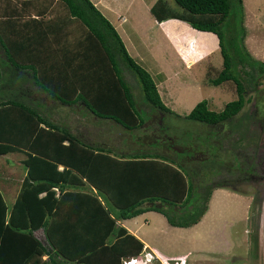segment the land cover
Returning <instances> with one entry per match:
<instances>
[{
  "label": "trees",
  "instance_id": "obj_1",
  "mask_svg": "<svg viewBox=\"0 0 264 264\" xmlns=\"http://www.w3.org/2000/svg\"><path fill=\"white\" fill-rule=\"evenodd\" d=\"M17 1L22 3L21 9L28 5L36 8L34 15L28 12L24 20L17 19L9 23L10 30L0 32L4 49L0 81L6 65L10 66V76L32 70L29 74L34 83L57 102L77 104L97 117L113 119L124 129L133 131L144 126L160 133L158 125L154 129L150 125L155 116L151 114L157 112L143 113L145 109L139 106L124 75L126 69L138 81L147 108L207 124L230 122V132H237L236 142L247 134L256 137L255 152L259 132L250 127L256 120L253 113L246 115V124L233 122L232 117L246 99L242 72L251 83L256 79V70L264 72V62L245 50L244 27L239 30L238 26L237 31L228 27V37L226 27L222 29L232 3L241 9L242 0H174L176 6L167 0L152 3L150 12L159 21L176 17L194 28L213 31L223 65L209 81L219 84L231 79L236 84L237 97L225 102L221 109H211L203 98L184 115L165 105L150 72L129 54L114 25L92 0H47L39 4L35 0ZM16 11L12 9L10 14ZM10 17L0 22V30L15 19ZM226 41L231 50H227ZM230 51H238V55ZM14 105L18 109H12ZM21 110L35 124L30 133L36 131L41 141L32 140L33 145L28 146L34 153L26 152L25 175L13 203L8 205L0 191V264H121L122 257L138 254L144 243L120 220L156 210L171 225H194L207 210L215 188L236 189L220 180L205 184L203 178L195 177L193 166L178 157L182 147L188 148L186 142L171 143L174 155L170 156L153 149L154 145L163 146L157 140L161 136L155 133L145 141L157 143L146 147L144 140L136 139L139 149L113 152L112 146L85 142L68 125L53 121L13 95L0 99V153L21 149L17 139L8 142L4 136L7 131L15 135L19 132L15 121L20 120ZM194 149L201 150L197 145ZM235 155L234 152V158ZM190 160L195 161V155ZM39 227L43 228L45 243L34 235Z\"/></svg>",
  "mask_w": 264,
  "mask_h": 264
},
{
  "label": "rangeland",
  "instance_id": "obj_2",
  "mask_svg": "<svg viewBox=\"0 0 264 264\" xmlns=\"http://www.w3.org/2000/svg\"><path fill=\"white\" fill-rule=\"evenodd\" d=\"M39 1L47 2V0ZM35 2H38V0H35ZM170 2L172 6H176L174 0H170ZM238 7V4L232 3L230 14L225 20L226 23L224 22L222 25V29L226 27V33H228L226 36L228 37L229 28H235L237 31L238 26L239 30L244 27L242 38L246 47L245 50L249 51L254 58L264 62V0H242L241 9ZM53 8L57 12L56 5H53ZM144 13V10L135 12L133 18ZM147 14L150 16L149 11H147ZM137 18L140 20L139 17ZM197 32L201 36L200 39H204V44L212 41L211 36L206 35L208 33ZM70 39H72L71 35H69ZM132 46L129 44L137 62L145 67L155 82L158 83L160 80L159 69L155 67L154 58L148 51H144L143 48H138L135 51L134 47L133 49L131 48ZM226 47L227 50L230 49L228 41H226ZM67 48L70 47L67 46ZM153 50H155L153 52L157 51L155 47ZM169 50L172 51L171 49ZM165 53L167 51L164 52V55ZM230 53L234 56L238 55V51H230ZM159 54L160 51L158 50V54H156L158 59L160 58ZM3 56H0L2 60ZM161 61L162 63H168L167 67L164 66V68L167 73H172L168 76V85L159 82L157 88L163 102L175 113L186 114L203 98L208 100V105L211 109L219 110L225 102L237 97L234 80L229 79L219 84H212L209 81L210 78L217 75L223 65L222 54L219 49L211 51L210 54L203 58V61L186 68L182 60L176 55L169 58L166 57ZM239 65L237 64V69H239ZM246 68L248 69V66ZM6 70H4V78L0 82V98H7L9 95L7 91H3L4 84H6L5 81L8 80L7 84L12 88L11 94L17 98V93L20 90L14 86L19 87L17 78L21 77L22 74L17 71V73H13L10 76L8 74L9 71ZM30 71L32 72V70ZM194 74H197V78L194 77ZM124 75L131 85L139 106L145 109L143 113L148 114L147 111L149 110H153V113H155L154 111L157 112V114H151L155 116H153V120L150 122L152 124L150 125L151 128L158 125L161 134L156 132L158 129L150 131V128L147 129L144 126L133 131L124 129L122 125L113 119L97 117L88 109H81L75 103L76 106L61 102L58 108H54V110L58 109L56 114L59 122L68 125L69 129L82 140L110 147L114 145L112 146L113 152L118 153L129 152L133 148L140 147L136 143V139L138 141L144 140L146 147L151 145V143H157V141H145L148 139L147 136L150 138V135L155 133L161 136L158 138L162 139L157 138V140L163 144L162 147L164 149L157 147L154 150L162 153H169L168 148L173 142L176 144L181 141L182 145L186 142L185 145L188 148L182 147L179 150L178 157L188 161L186 165L193 166L195 177L199 180L203 178L205 184L220 180L236 186L235 190L225 187L215 188L211 193L208 208L201 221H199L200 223L197 222L196 224H199H194L195 226H186L183 231L176 229L179 226L175 228L171 226L170 228L172 229L169 230L167 241L160 239L155 243L158 249L155 251L156 254H161L159 255L160 257L166 254L173 259L174 263L179 264H264V72L256 70V79L253 82L251 81V83L244 78L242 72V81L247 86L244 92L246 99L239 112L232 117L233 122L239 120V122L246 124V115L253 113L256 120L250 127L259 132L258 146L255 152L253 147L256 137L254 139L252 135L247 134L245 139L236 142L237 132L235 130L230 132L229 128L232 125L230 122L207 124L199 120L178 117L173 115V113H160L155 107L150 109L148 106L147 108L145 106L147 103H145L141 87L135 76L126 69ZM27 77L31 82L35 81L30 75ZM21 86L26 88L24 85ZM27 88L29 89V86ZM31 89L34 94L49 97L46 91L38 87V85L32 86ZM52 99L57 102V99ZM53 113L55 112L53 111ZM163 114L164 118L160 119ZM215 131L219 134L215 135ZM165 134L166 138L163 139ZM196 145L201 150L195 151ZM234 152L236 154L235 158ZM194 155L196 160L191 161L190 159ZM237 166H241L243 169L239 170ZM3 174L4 172H0V175ZM194 180L196 181L195 178ZM138 216L136 218L140 221L142 216ZM134 218H128L124 222L132 224L134 220H137ZM175 232H177L178 238ZM154 238L156 237L152 238V242L155 241ZM150 248H142L136 255L144 259L150 252L152 256L149 255L151 257L149 264H155L159 257H156ZM186 249L188 251L185 253L177 252L185 251ZM171 252H175V254L172 253L170 255L169 253ZM188 252L189 257L187 259L185 254H188ZM136 255L122 257L121 264ZM62 264L69 263L62 262ZM128 264L140 263L131 261Z\"/></svg>",
  "mask_w": 264,
  "mask_h": 264
},
{
  "label": "crops",
  "instance_id": "obj_3",
  "mask_svg": "<svg viewBox=\"0 0 264 264\" xmlns=\"http://www.w3.org/2000/svg\"><path fill=\"white\" fill-rule=\"evenodd\" d=\"M92 1L114 25L115 29L117 30L121 39L123 40L129 54L134 59L135 56L131 52L129 44L133 45L131 48L133 49L134 47L135 51L138 50V48L140 49L143 48L144 51H148L151 54V56L154 58L156 69H159V76H160L159 82H163V84L168 85L167 83L168 82L167 80L169 79L168 76L172 73V72L167 73L166 69L164 68V66L167 67L168 63H162L161 61L166 57L169 58L174 55L178 56L179 59H181L182 62L185 64L184 67L186 68L192 64H197L200 61H203V58L208 54H210L211 51H215L216 49H219L220 51L218 37L213 31L200 30L194 28L185 20L176 17H169L167 19H163L160 21L157 20L150 12V7L155 0H92ZM167 1L172 6L170 0ZM35 3L39 4L43 2H40L38 0V2ZM21 7H22V3L17 0L16 1L0 0V22L9 19L8 16H11L10 17L11 19L15 18L12 19V21L9 22L7 21V23L0 30V32H3V29L10 30L12 26H10L9 23H14L15 20L17 21V19H19L20 21L24 20V18L28 15L27 14L28 12L34 15L36 5H28L25 10L21 9ZM12 9H17L15 14H10ZM141 10L142 11L144 10L145 13L140 14L137 17H139L140 20L142 21H140L136 16L133 18L135 12H139ZM146 10L149 11L150 16H148ZM129 19H131V21H129ZM153 29H154V34H153ZM197 31L202 33H208L206 35L211 36L212 41L210 43L204 44V39L203 38L200 39L201 36H199ZM154 47L157 50L156 52H153L155 51L153 50ZM169 49H171L173 52L170 51ZM158 50L160 51L159 59L156 56V54H158ZM165 51H167V53H165L164 55ZM1 55H4V49L2 48V43L0 42V56ZM6 66H4V68L7 69L6 71H9L8 68L10 66L8 67ZM174 72L177 73L176 71ZM28 74L29 71L25 70L22 72V76L18 78L19 81L18 89L20 91L17 94L21 102L25 103L30 107L36 108L40 113L47 115V117H50V119H52L53 121L59 122L58 116L56 114L58 109L54 110V108H58L60 102H56L52 98H49L48 96L45 95L41 96L38 94H34L31 88L36 84L29 80L27 76H29L30 74L29 75ZM179 74L181 75V73ZM194 77L197 78V74H194ZM8 81H5L6 84H4L5 86L3 87V91H7V93L9 94L7 97L12 95L11 94L12 88L10 87L9 84H7ZM159 82L158 83L156 82L157 87L159 86L158 85ZM21 85L26 86V88L22 87ZM27 86H29V89L27 88ZM3 99H6V97H4ZM12 109H18V106L14 105ZM14 111L16 114L17 110ZM53 111L55 113H53ZM20 115H21L20 120L15 121V124L18 123L19 126L18 128L20 129L19 132L16 133L15 135V132L13 131L8 132L7 131L8 129L5 128V131L7 132H5L4 136L6 137L5 139L8 142H17L15 141L17 139L18 140L17 143L19 144L21 149L8 150L6 152L0 153V172H4L3 175H0V191L2 192L4 200L8 205L12 204L13 201L15 200L18 191L20 189L22 179L24 178L25 165L23 164V162L27 158L26 152L28 151L34 153V151H32L33 149H29L28 146L32 144L31 143L32 140L35 141V139H40L41 141V137L38 138L36 137V131L30 133V129L33 128L35 124L31 120L29 114L24 113L23 110H21ZM39 125L44 126L43 123H39ZM10 137L13 139H10ZM34 143L37 146L39 142H37L36 140V142ZM64 143H66V141H64ZM154 146L155 147H153V149L157 147H161L160 145H154ZM34 148L37 150L35 146ZM168 151H170L169 153H171L170 156L174 155V151L171 149L170 146L168 148ZM58 167L62 168L63 165L59 163ZM43 193L44 192L40 193V195H42ZM138 215L142 216L140 221L136 218L139 217ZM138 215L133 216L135 217L134 219L137 220H134L132 224H126L124 222V220L128 218L122 219L120 220V222L130 232L135 234L143 241L144 243L143 248L151 247L150 249H155L157 251L158 249L156 248L155 243L158 242V240L160 239L167 241L168 238L167 235H169V230L172 229L170 227L174 226L175 228L176 226L169 224L165 216L161 212L156 210H148ZM133 217H129V218H133ZM176 229L179 231H183L185 227L180 228L179 226ZM196 229L198 230V228ZM175 233L178 238L179 236L177 232ZM151 234L152 236H150ZM34 235L37 238H39L43 243L46 242L45 234L42 227L35 229ZM154 236L156 238H154L155 241L152 242V238ZM186 251H188V249H186L185 251H177V252L185 253ZM172 253L175 254V252H171L169 254L171 255ZM185 255H187V259H188L189 252L188 254ZM165 256L168 255L165 254ZM42 257L45 258L46 255H43Z\"/></svg>",
  "mask_w": 264,
  "mask_h": 264
},
{
  "label": "built area",
  "instance_id": "obj_4",
  "mask_svg": "<svg viewBox=\"0 0 264 264\" xmlns=\"http://www.w3.org/2000/svg\"><path fill=\"white\" fill-rule=\"evenodd\" d=\"M151 251L156 255V257H159L158 258V261L155 263V264H177V263H174L173 262V259L171 258V257H169V256H162V257H160L159 255H161V254H156V250L155 249H151ZM152 256V254L149 252L148 253V255L144 258V259H142V258H139L137 255L136 256H132L131 258H129L128 260H126L125 262H124V264L126 263V264H128V263H131V261H136V262H138V263H140V264H144V262H145V264H149V262L151 261V257L150 256ZM172 259V260H171ZM152 264H154V263H152Z\"/></svg>",
  "mask_w": 264,
  "mask_h": 264
},
{
  "label": "clouds",
  "instance_id": "obj_5",
  "mask_svg": "<svg viewBox=\"0 0 264 264\" xmlns=\"http://www.w3.org/2000/svg\"><path fill=\"white\" fill-rule=\"evenodd\" d=\"M177 264H179V263H177Z\"/></svg>",
  "mask_w": 264,
  "mask_h": 264
}]
</instances>
